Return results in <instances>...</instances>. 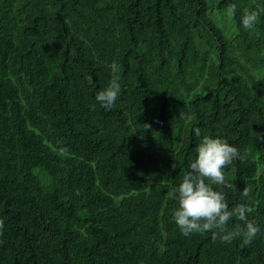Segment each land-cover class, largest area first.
<instances>
[{
    "label": "trees",
    "instance_id": "1",
    "mask_svg": "<svg viewBox=\"0 0 264 264\" xmlns=\"http://www.w3.org/2000/svg\"><path fill=\"white\" fill-rule=\"evenodd\" d=\"M114 78L108 110L95 97ZM258 135L264 0H0V264H264ZM204 136L240 153L235 190L213 187L252 209L247 246L172 219L168 193Z\"/></svg>",
    "mask_w": 264,
    "mask_h": 264
},
{
    "label": "clouds",
    "instance_id": "2",
    "mask_svg": "<svg viewBox=\"0 0 264 264\" xmlns=\"http://www.w3.org/2000/svg\"><path fill=\"white\" fill-rule=\"evenodd\" d=\"M236 5L228 9L230 15H234ZM260 13L258 11H245L241 18L242 26L251 30L256 25ZM114 71L119 72L120 66L115 62L112 65ZM91 83V79L89 78ZM121 92L118 78L111 80L108 87L96 94V101L105 109H112ZM151 128L150 124H144L143 130ZM196 136H200V129H195ZM264 136H257V139ZM240 158L238 149L220 138L204 136L196 147V157L189 162V171L178 184L168 193L169 198L176 201L177 207L173 211L172 219L184 236L191 234L212 233V239L217 238L223 243L242 237V246L249 245L260 232L259 226L248 219L252 209L246 204H237L229 208L226 202V192L214 189L213 185L222 186L225 189L235 190V185L229 183L225 177V169L235 160ZM78 194V193H77ZM242 196L248 197L250 189L244 188ZM233 218L241 221L231 230L227 225ZM4 227V221L0 219V234Z\"/></svg>",
    "mask_w": 264,
    "mask_h": 264
},
{
    "label": "rangeland",
    "instance_id": "3",
    "mask_svg": "<svg viewBox=\"0 0 264 264\" xmlns=\"http://www.w3.org/2000/svg\"><path fill=\"white\" fill-rule=\"evenodd\" d=\"M196 7L193 3L187 4L184 8L181 9V15L187 20L192 19L193 14L195 13ZM227 22V18L225 19Z\"/></svg>",
    "mask_w": 264,
    "mask_h": 264
}]
</instances>
